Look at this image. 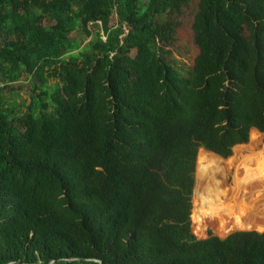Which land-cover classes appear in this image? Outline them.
I'll use <instances>...</instances> for the list:
<instances>
[{"label": "trees", "instance_id": "1", "mask_svg": "<svg viewBox=\"0 0 264 264\" xmlns=\"http://www.w3.org/2000/svg\"><path fill=\"white\" fill-rule=\"evenodd\" d=\"M189 2L0 0V264H264V232L190 218L199 148L264 133V0H199L186 69Z\"/></svg>", "mask_w": 264, "mask_h": 264}, {"label": "bare ground", "instance_id": "2", "mask_svg": "<svg viewBox=\"0 0 264 264\" xmlns=\"http://www.w3.org/2000/svg\"><path fill=\"white\" fill-rule=\"evenodd\" d=\"M263 135L253 130L250 133L249 143L244 146H235L234 155L229 159H221L219 156L216 157L203 150L199 153L198 169L200 172L208 175L207 178L210 179L218 175L227 177L233 168L236 169L238 174H242V176L239 177L237 173L233 175V181L236 184L233 187H227L223 185V181H216L213 178V185L204 194H199L195 190V200L196 202L198 201V203H195L196 205H200V214L194 213L193 216L197 229L202 230L205 225L210 224L215 226L219 222H221V227L231 223L233 228H248L264 225V215L259 217L263 218L262 220H258L252 212L257 208L256 203L248 204L243 197L247 191L249 193L257 191L258 196L254 195L255 199L253 200L256 202L261 198L260 193L264 189ZM259 144H262L263 148L257 151ZM244 152H248L249 154L245 155ZM237 163L238 165H236ZM239 166L240 169H238Z\"/></svg>", "mask_w": 264, "mask_h": 264}, {"label": "rangeland", "instance_id": "3", "mask_svg": "<svg viewBox=\"0 0 264 264\" xmlns=\"http://www.w3.org/2000/svg\"><path fill=\"white\" fill-rule=\"evenodd\" d=\"M198 1L199 0H190V2L182 8L180 14H176V15L172 14L171 15V18H173V20L175 22L174 24L176 26V33L174 35L175 40L173 42H171L169 45H167L166 48H167V50H170L172 52L171 57L178 60L180 65L186 69H190V67L193 64V60H194L195 56L198 54V48L193 41V30H192V22L194 19V15L197 11ZM115 22H116V20L113 17L111 20V24H115ZM2 39L3 38H2V35L0 33V42H2ZM13 91L16 93V95H14L12 93L10 100L14 99L17 103V107L15 108L14 113L22 114L28 109L27 107L31 102L32 90H31L30 79H27L25 75L22 76L20 81L13 84ZM263 140H264V138H263ZM249 141H250V137H249V140L247 143L240 145V146L247 145L249 143ZM262 148H263L262 144H259L257 147V151L262 150ZM202 150L209 153V151H207L203 148H200L198 151V155ZM244 154L246 155L249 153L244 152ZM198 155H197L196 168H195V173H194L195 183H194L192 199H191L192 210H191V216H190L191 227H192L194 235L199 239H205L209 236V234L224 238L227 235H229L230 233H233L236 231H264V228H262V226H264V225L248 227V228H235V227L233 228L231 223L228 224L229 226L224 225L223 227H221L222 226L221 222H219L215 226L213 224L205 225L204 228H202V230L197 229V225H196L195 221L193 220V216H194V213L200 214V212H199L200 205H198V204L196 205V203H198V201L196 202V200H195V190H197L199 192V194L200 193L204 194L207 191V189L209 190L211 188V186L213 185V183H214L212 181L213 178H215L216 181H223V185H225L227 187H230V186L233 187L236 185V184H234L235 182L233 181V175L235 173H237L236 169L233 168L231 170V172H229V175L227 177H222L221 175H218L216 177H211L209 179V178H207L208 175L200 172L198 169ZM212 155H214V154H212ZM233 155H234V148L232 149V153L229 157H227V158L219 157V158L229 159ZM214 156H216V155H214ZM216 157H218V156H216ZM244 162H246V161H244ZM236 165H238V163ZM238 169H240V166ZM237 175L239 177L242 176V174H240V173L239 174L237 173ZM262 191L260 193L261 198L259 200H257L256 202H254L253 200L255 199L254 195H257V191L256 192L253 191L250 193H249V191H247L243 195L246 203H248V204L249 203H252V204L256 203L255 205L257 208L256 209L253 208L254 210L252 212H253V214H255V217L258 220H262L263 218H259V217L264 215V189ZM205 218H207V217H205ZM219 230H221V231H219Z\"/></svg>", "mask_w": 264, "mask_h": 264}, {"label": "water", "instance_id": "4", "mask_svg": "<svg viewBox=\"0 0 264 264\" xmlns=\"http://www.w3.org/2000/svg\"><path fill=\"white\" fill-rule=\"evenodd\" d=\"M209 153H211V154H214V155H216V156H219V155H217V154H215V153H213V152H210L209 151ZM220 157V156H219ZM257 232H264V231H257ZM98 262L100 263V264H103L101 261H99L98 260ZM9 264H15V262H13V263H9Z\"/></svg>", "mask_w": 264, "mask_h": 264}, {"label": "crops", "instance_id": "5", "mask_svg": "<svg viewBox=\"0 0 264 264\" xmlns=\"http://www.w3.org/2000/svg\"><path fill=\"white\" fill-rule=\"evenodd\" d=\"M252 130H256V129H252ZM252 130H251V132H252ZM256 131H258V130H256ZM251 132H250V133H251ZM258 132H259V131H258ZM260 133H261V132H260ZM262 134H264V133H262ZM249 137H250V134H249ZM238 145H243V144H238ZM235 146H237V145H235ZM235 146H234V147H235ZM234 147H233V148H234ZM233 148H232V149H233ZM199 149H200V148H199ZM198 151H199V150H198ZM197 155H198V154H197ZM220 157H221V156H220ZM196 160H197V158H196Z\"/></svg>", "mask_w": 264, "mask_h": 264}, {"label": "clouds", "instance_id": "6", "mask_svg": "<svg viewBox=\"0 0 264 264\" xmlns=\"http://www.w3.org/2000/svg\"><path fill=\"white\" fill-rule=\"evenodd\" d=\"M192 232H193V230H192ZM194 234V233H193ZM231 234V233H230ZM228 236V235H227ZM196 237V236H195ZM219 237V236H218ZM197 238V237H196ZM221 238V237H220ZM225 238V237H224ZM197 239H199V238H197Z\"/></svg>", "mask_w": 264, "mask_h": 264}]
</instances>
